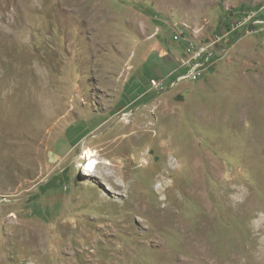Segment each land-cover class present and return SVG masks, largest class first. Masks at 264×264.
<instances>
[{
	"label": "rangeland",
	"instance_id": "obj_1",
	"mask_svg": "<svg viewBox=\"0 0 264 264\" xmlns=\"http://www.w3.org/2000/svg\"><path fill=\"white\" fill-rule=\"evenodd\" d=\"M262 7L0 0V264H264Z\"/></svg>",
	"mask_w": 264,
	"mask_h": 264
},
{
	"label": "built area",
	"instance_id": "obj_2",
	"mask_svg": "<svg viewBox=\"0 0 264 264\" xmlns=\"http://www.w3.org/2000/svg\"><path fill=\"white\" fill-rule=\"evenodd\" d=\"M264 7L258 9V10H254V11H249L248 13H246L245 15V19H244V25L246 26V28L252 29V30H258L261 32H264ZM241 25V23H234L231 32L237 30ZM229 35V33L226 34V36ZM206 54V52H205ZM210 56L205 57V55L203 54L202 56L198 57L197 61L198 63L193 64L191 67H189V69L187 68L186 70H182V69H177L178 71L175 72L174 74L181 72L178 76L180 77V75H184L183 78H190V77H195V74L201 70L203 68V64H207L208 62H210L211 57L209 59ZM205 60L202 63H199V60ZM187 73V74H186ZM164 79H151L149 80V86L152 89L155 90H159L161 87L164 86Z\"/></svg>",
	"mask_w": 264,
	"mask_h": 264
},
{
	"label": "bare ground",
	"instance_id": "obj_3",
	"mask_svg": "<svg viewBox=\"0 0 264 264\" xmlns=\"http://www.w3.org/2000/svg\"><path fill=\"white\" fill-rule=\"evenodd\" d=\"M8 84V83H7ZM14 85V84H13ZM19 86V85H18ZM14 88H15V85H14ZM17 88V87H16ZM19 89V88H18ZM46 89V87L44 88ZM12 90H14L12 88ZM18 91V90H17ZM11 92V91H10ZM8 93V92H7ZM11 94V93H9ZM15 94V93H14ZM8 102V101H7ZM7 105V104H6ZM49 108V109H48ZM47 110L50 111V112H53L54 114L58 112V108H56L55 106H48ZM8 109V108H7ZM6 109V110H7ZM131 124V123H130ZM128 126V125H127ZM130 127V128H128ZM128 127H124L122 130H120L121 133H125L123 134L124 136H122L121 140H120V145H122L124 143V141H131L135 136H136V133H134V127L131 125V126H128ZM116 134V133H115ZM113 134V135H115ZM128 134V135H127ZM116 136V135H115ZM108 138V136H107ZM110 138V137H109ZM114 139V138H113ZM117 139V138H116ZM115 140V139H114ZM124 146V145H123ZM126 146V145H125ZM119 150V149H118ZM89 152V151H88ZM86 152V155H88V165L87 167H85V171H86V174L88 175V177H92L95 173H96V167H97V161H94V156H93V153L92 151H90L89 153ZM116 169V168H115ZM84 171V172H85ZM115 180V179H114ZM119 182V181H118ZM122 182V181H121ZM115 183V182H114ZM128 185V184H127ZM139 210V209H138ZM138 212V211H137ZM30 236V235H29ZM22 240V239H21ZM4 241V240H3ZM23 244V243H22Z\"/></svg>",
	"mask_w": 264,
	"mask_h": 264
},
{
	"label": "trees",
	"instance_id": "obj_4",
	"mask_svg": "<svg viewBox=\"0 0 264 264\" xmlns=\"http://www.w3.org/2000/svg\"><path fill=\"white\" fill-rule=\"evenodd\" d=\"M151 67V66H150ZM151 69V68H150ZM179 74V72L178 73H176L175 75L173 74V76L172 77H174V76H177Z\"/></svg>",
	"mask_w": 264,
	"mask_h": 264
},
{
	"label": "crops",
	"instance_id": "obj_5",
	"mask_svg": "<svg viewBox=\"0 0 264 264\" xmlns=\"http://www.w3.org/2000/svg\"><path fill=\"white\" fill-rule=\"evenodd\" d=\"M172 77V74L171 75H169V77L168 78H171ZM166 79H167V77H166Z\"/></svg>",
	"mask_w": 264,
	"mask_h": 264
}]
</instances>
